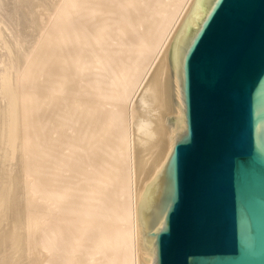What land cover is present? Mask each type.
<instances>
[{
    "label": "bare ground",
    "instance_id": "bare-ground-1",
    "mask_svg": "<svg viewBox=\"0 0 264 264\" xmlns=\"http://www.w3.org/2000/svg\"><path fill=\"white\" fill-rule=\"evenodd\" d=\"M193 0H0V264H152Z\"/></svg>",
    "mask_w": 264,
    "mask_h": 264
},
{
    "label": "water",
    "instance_id": "water-1",
    "mask_svg": "<svg viewBox=\"0 0 264 264\" xmlns=\"http://www.w3.org/2000/svg\"><path fill=\"white\" fill-rule=\"evenodd\" d=\"M175 136L143 207L152 264H264V0H193Z\"/></svg>",
    "mask_w": 264,
    "mask_h": 264
}]
</instances>
